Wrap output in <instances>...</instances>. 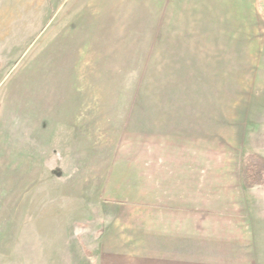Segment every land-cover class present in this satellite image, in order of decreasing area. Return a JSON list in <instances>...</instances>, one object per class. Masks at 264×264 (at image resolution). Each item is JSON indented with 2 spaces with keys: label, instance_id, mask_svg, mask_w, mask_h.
<instances>
[{
  "label": "crops",
  "instance_id": "crops-1",
  "mask_svg": "<svg viewBox=\"0 0 264 264\" xmlns=\"http://www.w3.org/2000/svg\"><path fill=\"white\" fill-rule=\"evenodd\" d=\"M97 1L101 0H93ZM104 1L102 25L123 51L118 67L129 61L130 42L118 41L117 34L137 35L132 41L138 56L134 85L129 94L115 96L128 99L112 101L100 110V102L110 95L90 89L100 84L90 62L84 77L87 89L81 90V25L77 31L68 27L70 40L64 36L57 60L58 88L41 94L48 108L41 106L40 120L26 123L23 129L29 154L33 145L40 149L41 164L46 166L54 149L63 144L65 124L72 120L76 145L72 169L80 172V162L88 158L95 163L89 168L91 178L96 162H103L99 177L96 174L100 214L93 219L91 233L112 249L120 246V257L132 255L144 259L142 264H264V171L259 186L242 181L244 158L250 154L264 158V148L256 150L252 142L257 136L251 134L254 125L239 121L240 107L225 104L223 88L229 78L224 73L193 78L194 66L202 71L209 66V17L217 14L222 0ZM144 35L148 40L143 45ZM153 63L160 65L159 84L149 88L146 82ZM63 72L72 79V94L62 88L59 74ZM205 81L213 85L197 84ZM81 91L88 100L82 102ZM71 100L73 118L68 120L64 110ZM82 105L84 112L90 107L83 123L93 133L86 135L79 132ZM17 145L12 144V154L17 153ZM60 151L64 156L62 147ZM57 170L62 173L63 164ZM130 249L135 253L127 254Z\"/></svg>",
  "mask_w": 264,
  "mask_h": 264
},
{
  "label": "rangeland",
  "instance_id": "rangeland-1",
  "mask_svg": "<svg viewBox=\"0 0 264 264\" xmlns=\"http://www.w3.org/2000/svg\"><path fill=\"white\" fill-rule=\"evenodd\" d=\"M105 6L104 0H0V264L143 263L144 259L132 255L120 257V246L112 249V245L96 240L94 232L91 233L96 224L93 219L100 214L97 186L100 179L96 174L99 177L103 162H96V173L91 178L89 168L95 163L88 158L80 162V172L72 169L70 161L72 154H76L74 132L70 128L72 120H69L73 118V100L64 110L70 123L62 130L63 144L54 149L46 166L41 164L44 153L40 149L37 151L33 145V152L29 154L28 135L23 134L26 123L40 120L41 106L48 108L41 94L58 88L57 60L64 36L70 40L68 27L77 31L81 25V90L87 89L84 77L91 63L92 73L95 78L98 74L96 80L100 84L90 89H98V95H110L104 103L100 102V110L112 101L128 99L115 96L129 94L127 91L134 85V60L138 56L132 41L137 40V35L117 34L118 41L130 42L126 48L129 61H123L118 67L120 51H123L120 43L115 44L117 38L111 40L114 37L102 25ZM213 13L206 39L211 50L209 66L203 71L202 67L197 70L194 66L193 78L201 77V73L209 78L218 71L224 73L229 78L223 88L225 104L240 107L239 121L254 125L251 134L257 133V136L252 142L256 150L264 148V0H222L217 14ZM147 40L148 35H144L141 44ZM71 47L70 43L65 50L68 52ZM161 60L169 62V59ZM159 69L160 65H151L146 82L149 88L159 84ZM59 75L62 88L72 94V79L64 72ZM197 84L213 85L210 81ZM84 95L82 102L88 100ZM99 98L96 100L100 101ZM93 108L92 111H97ZM118 108L113 111L115 116ZM84 111L82 105L80 135L93 133L92 129L85 130L89 125L83 123L88 115ZM12 144L17 145V153L12 154ZM60 147L65 151L64 156ZM81 147L87 150L86 146ZM42 149H46L44 143ZM7 151L9 154L5 156ZM30 157L33 160L26 162ZM61 163L62 173L57 172ZM131 253L135 250H128L127 254Z\"/></svg>",
  "mask_w": 264,
  "mask_h": 264
},
{
  "label": "trees",
  "instance_id": "trees-1",
  "mask_svg": "<svg viewBox=\"0 0 264 264\" xmlns=\"http://www.w3.org/2000/svg\"><path fill=\"white\" fill-rule=\"evenodd\" d=\"M264 158L258 154L247 155L242 162V181L246 186L258 185L262 181Z\"/></svg>",
  "mask_w": 264,
  "mask_h": 264
}]
</instances>
